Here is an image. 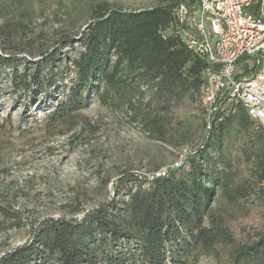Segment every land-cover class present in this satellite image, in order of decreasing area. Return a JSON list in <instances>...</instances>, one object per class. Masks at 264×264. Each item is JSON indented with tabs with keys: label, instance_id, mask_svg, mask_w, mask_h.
Here are the masks:
<instances>
[{
	"label": "trees",
	"instance_id": "trees-1",
	"mask_svg": "<svg viewBox=\"0 0 264 264\" xmlns=\"http://www.w3.org/2000/svg\"><path fill=\"white\" fill-rule=\"evenodd\" d=\"M186 1L196 2L164 0L142 10L93 4L91 20L76 40L82 50L72 60L75 76L49 118L53 123L67 120L94 96L133 108L145 98V85L151 91L145 106L155 116L148 115L144 125L162 135L160 116L172 113L176 132H204L203 146L166 175L124 174L113 186L119 199L81 217L42 220L31 240L5 253L0 264H189L197 246L214 250L220 243H236L226 264H264V203L249 206L254 221L241 227L239 236L211 210L218 192L230 202L251 191L264 194V129L241 104L227 107L210 123L205 116L196 120L176 113L201 101L204 71L213 66L177 34L174 8ZM60 55L61 49H55L43 62L55 64ZM14 61L0 54V67ZM15 76L17 88L37 85L47 98L56 86L54 78L45 82L39 74L31 81L17 70ZM231 133L239 141L237 161L246 175L224 159V141ZM129 182L139 185L128 187Z\"/></svg>",
	"mask_w": 264,
	"mask_h": 264
},
{
	"label": "rangeland",
	"instance_id": "rangeland-1",
	"mask_svg": "<svg viewBox=\"0 0 264 264\" xmlns=\"http://www.w3.org/2000/svg\"><path fill=\"white\" fill-rule=\"evenodd\" d=\"M163 1L0 0V54L15 59L0 67V258L28 243L42 220L81 217L117 197L113 186L124 174L151 177L182 166L204 143V132H176L172 113L160 116L164 134L147 128L146 117L155 113L145 106L151 92L145 85V98L133 108L94 96L87 108L67 120L53 123L49 118L75 76L72 60L82 50L76 40L91 20V6L106 3L142 10ZM67 37L76 42H66ZM55 49H61L60 60L43 62ZM15 70L27 81L35 74L45 82L54 78L50 98L37 85L17 88ZM177 112L196 120L205 116L199 100ZM238 143L231 133L222 151L225 161L246 175L237 161ZM262 203L260 191L235 202L218 192L211 210L239 236L241 227L254 221L249 206ZM235 244L220 243L214 250L197 246L189 264H226Z\"/></svg>",
	"mask_w": 264,
	"mask_h": 264
},
{
	"label": "built area",
	"instance_id": "built-area-1",
	"mask_svg": "<svg viewBox=\"0 0 264 264\" xmlns=\"http://www.w3.org/2000/svg\"><path fill=\"white\" fill-rule=\"evenodd\" d=\"M174 17L189 49L213 64L201 88L208 123L241 104L264 129V0L186 1L174 8Z\"/></svg>",
	"mask_w": 264,
	"mask_h": 264
},
{
	"label": "water",
	"instance_id": "water-1",
	"mask_svg": "<svg viewBox=\"0 0 264 264\" xmlns=\"http://www.w3.org/2000/svg\"><path fill=\"white\" fill-rule=\"evenodd\" d=\"M88 26V25H87ZM204 144V143H203ZM203 144L202 145H200V147H202L203 146Z\"/></svg>",
	"mask_w": 264,
	"mask_h": 264
}]
</instances>
